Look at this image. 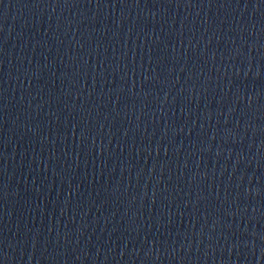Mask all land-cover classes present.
Listing matches in <instances>:
<instances>
[{
  "label": "water",
  "instance_id": "1",
  "mask_svg": "<svg viewBox=\"0 0 264 264\" xmlns=\"http://www.w3.org/2000/svg\"><path fill=\"white\" fill-rule=\"evenodd\" d=\"M0 264H264V0H0Z\"/></svg>",
  "mask_w": 264,
  "mask_h": 264
}]
</instances>
